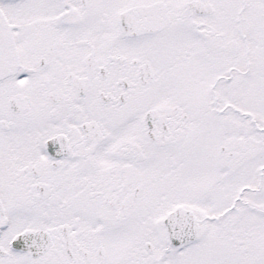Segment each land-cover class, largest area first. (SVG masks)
<instances>
[{
    "label": "snow or ice",
    "instance_id": "1",
    "mask_svg": "<svg viewBox=\"0 0 264 264\" xmlns=\"http://www.w3.org/2000/svg\"><path fill=\"white\" fill-rule=\"evenodd\" d=\"M0 264H264V0H0Z\"/></svg>",
    "mask_w": 264,
    "mask_h": 264
}]
</instances>
